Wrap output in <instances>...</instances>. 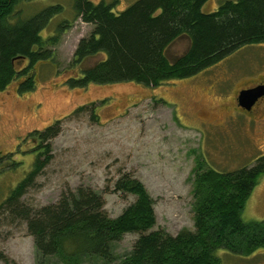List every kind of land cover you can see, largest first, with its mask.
Returning <instances> with one entry per match:
<instances>
[{
	"label": "rangeland",
	"instance_id": "374dc122",
	"mask_svg": "<svg viewBox=\"0 0 264 264\" xmlns=\"http://www.w3.org/2000/svg\"><path fill=\"white\" fill-rule=\"evenodd\" d=\"M38 1L45 3L33 4L34 8L44 4L46 7L60 5L62 12L55 18L74 21L61 33L57 44L48 47L61 72L68 68L78 40L88 35L90 26L73 20V0ZM135 1L119 0L117 10L122 11ZM226 1L236 0H209L202 11L214 12ZM47 32L51 34L50 30ZM185 46L186 41L177 42L167 53L175 57ZM41 72L45 73L43 85L41 80L44 88L34 94V101L43 103L45 115L41 122H31L23 116V112L27 113L25 104L8 101L3 93L0 97L3 102L0 105V153L13 155L0 156L3 162L0 205L31 170L36 156L22 135L10 133L14 129L21 132L43 125L51 112L52 115L67 114L73 106L97 94L108 97L105 108L95 109L96 115L101 114L97 116L98 121L91 119L89 111H83L61 122L49 144L48 164L20 200L28 211L55 204L63 195L82 187L101 195L105 212L110 218H116L135 200V196L113 192L115 181L127 173L144 186L153 200L155 226L152 230H163L175 236L181 230H194L192 179L198 161L204 168L229 172L252 166L264 156V122H257L253 130L247 124L251 119L244 114H237L227 122V115L216 110L220 100L229 96L232 89L264 76L262 44L243 46L194 76L166 83V87L159 90L164 97L150 87L125 83L95 87L91 91L78 90L71 97L66 96L69 98L58 96V100L47 95V83L54 79L49 74L51 67L45 65ZM57 75L54 70L53 76ZM226 79L229 82L224 83ZM52 82L58 83V80ZM201 111L207 114V120L221 125H203L199 118ZM12 160L19 165L8 168ZM241 219L245 222L264 219V174L248 197ZM136 239V234L123 235L114 246L117 258L128 254ZM0 252L7 259V262L0 260V264H35L34 243L25 221L10 217L2 210ZM216 255L220 264H264V249L243 257L223 250Z\"/></svg>",
	"mask_w": 264,
	"mask_h": 264
},
{
	"label": "trees",
	"instance_id": "16d2710c",
	"mask_svg": "<svg viewBox=\"0 0 264 264\" xmlns=\"http://www.w3.org/2000/svg\"><path fill=\"white\" fill-rule=\"evenodd\" d=\"M23 1L31 0H0V88L12 76L11 58L28 54L38 44V30L51 13L13 26L9 23L12 8ZM208 1L137 0L116 15L102 3L74 0L76 17L95 25L79 43L77 57H103L84 82L152 88L194 76L243 46L264 45V0L226 1L214 12H203ZM182 36L189 47L170 63L164 52ZM39 150L31 170L0 205V211L25 221L34 243L35 264H220L216 255L220 250L243 257L264 249V219H241L248 197L264 174V156L252 166L229 172L204 168L198 161L192 179L194 230L172 236L152 230L153 200L127 173L115 181L113 192L135 196V200L116 218L105 212L101 195L82 187L55 204L28 211L20 200L50 160L49 144ZM17 165L12 160L7 167ZM125 234H136L137 239L128 254L117 258L114 246ZM0 260L7 262L1 252Z\"/></svg>",
	"mask_w": 264,
	"mask_h": 264
},
{
	"label": "flooded vegetation",
	"instance_id": "af4514ba",
	"mask_svg": "<svg viewBox=\"0 0 264 264\" xmlns=\"http://www.w3.org/2000/svg\"><path fill=\"white\" fill-rule=\"evenodd\" d=\"M93 5L103 4L104 6L110 7V10L113 14H120L124 12L126 9L120 11L117 10V5L119 4V0H111V2L106 3L104 0H101L97 3L92 2L89 0ZM110 1V0H109ZM42 1L38 0H31V1H23L19 2L13 6L11 15H10V24L13 26L18 23H25L30 21L42 13L47 11H51L49 16L47 17L46 21L42 25V27L38 30L37 37H38V44H34L30 47L28 54H18L11 58L10 66L12 69V76L7 83L0 88V97L2 93L4 94L3 97L8 101H13L15 103H23L26 106V112H23L24 117H28L31 122H41V118L43 115V103L38 101L35 102V93L37 91H41L44 86H42L43 78H45V73L42 74L41 70L45 65H49L51 67V72L53 80H49L47 83V87L49 91L47 95L51 98L58 99V96L63 98H69L72 96V93L78 90L84 91H91L92 88H106L109 85H117V84H125V83H117V84H97L94 82H84L87 72L91 71L95 68L96 64L99 60L103 59L101 55H93L86 58H78L77 48L81 40L88 38L91 33L93 32L95 25L93 23L84 22L81 17H76V12L74 9V0H73V20H80L83 24L90 26V31L88 35L81 37L74 49L72 54L70 64L67 69L63 71H59L57 68V63L54 57V53L51 50H48V47L54 46L57 44L59 36L61 33L66 32L71 26L74 21L69 19H62V18H55L62 12V7L60 5H51L46 7L44 4L43 7H33V4H40ZM136 2V1H135ZM45 3V2H42ZM116 7V10H115ZM121 7V6H120ZM208 13V12H207ZM210 13V12H209ZM48 30H50V35L47 34ZM186 41V46L182 52H180L175 57H170L168 55V49L170 50L175 43ZM189 47V41L186 37L182 36L172 42L165 50L164 56L170 62H176L179 57L185 54ZM54 70L57 72V76L54 75ZM48 76V75H47ZM42 80V85H41ZM58 80V83H54L52 81ZM167 82L161 83L159 86L152 87L151 89L154 90V93L159 94V90L164 86ZM229 82V79L224 80V83ZM244 87L232 89V92L229 96L225 97L224 99L220 100L218 103L216 110L223 114H226L227 122L231 117L237 116V114H244L245 116L251 119L248 122V126L250 129L255 130V125L257 122L262 121L264 122V94L259 97L254 104H252L249 108H243L239 103V93L244 90L252 89L255 87H261L264 90V76H258L255 80H249L248 82L244 83ZM41 86V87H40ZM230 89V87H229ZM228 93V92H227ZM33 94V95H31ZM164 97V96H162ZM10 98H13L10 99ZM107 98L108 97H100L97 94L93 99L89 98L88 101H84L80 104H76L71 108L70 112L64 115L61 114H53L51 112V117L49 120L40 126L26 128L23 131H18L14 129L10 135H22V139L27 143L29 149H32L31 152L37 153L40 151V147L50 144V141L56 136L57 131L60 128V124L63 120L71 117L73 114L76 115L78 113H82L83 111H89L90 117L94 121H98V117L100 115H96V110H102L107 106ZM222 98V97H220ZM35 100V101H34ZM59 100V99H58ZM154 100H157L154 98ZM3 104L2 100L0 105ZM101 107V108H99ZM101 113V112H99ZM49 116V115H47ZM98 116V117H97ZM199 118L203 120V125L208 124L214 127H217L221 124H213V121H209L207 119L208 116L204 112L199 113ZM45 118H43L44 120ZM44 122V121H43ZM227 122L224 121L223 124L227 125ZM1 155H12V153H6Z\"/></svg>",
	"mask_w": 264,
	"mask_h": 264
},
{
	"label": "water",
	"instance_id": "95a60500",
	"mask_svg": "<svg viewBox=\"0 0 264 264\" xmlns=\"http://www.w3.org/2000/svg\"><path fill=\"white\" fill-rule=\"evenodd\" d=\"M264 94L261 87L244 90L239 93V103L243 108H249L254 102Z\"/></svg>",
	"mask_w": 264,
	"mask_h": 264
}]
</instances>
